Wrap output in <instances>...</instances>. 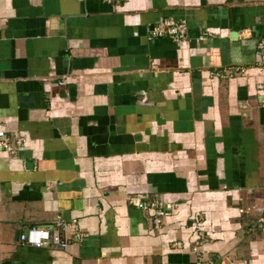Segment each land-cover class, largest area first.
I'll return each instance as SVG.
<instances>
[{
    "label": "crops",
    "instance_id": "0c3cea01",
    "mask_svg": "<svg viewBox=\"0 0 264 264\" xmlns=\"http://www.w3.org/2000/svg\"><path fill=\"white\" fill-rule=\"evenodd\" d=\"M263 42L264 0H0V264H264Z\"/></svg>",
    "mask_w": 264,
    "mask_h": 264
},
{
    "label": "built area",
    "instance_id": "2783aa9c",
    "mask_svg": "<svg viewBox=\"0 0 264 264\" xmlns=\"http://www.w3.org/2000/svg\"><path fill=\"white\" fill-rule=\"evenodd\" d=\"M106 2H120L122 0H104ZM187 36V29L184 22H176L173 20H164L161 21L157 26L148 30V39L153 40L157 38H168L172 40L174 43H182L185 41ZM262 55L260 59L259 66L262 68L264 66V42L261 45ZM228 72H225L227 74ZM234 73H243V70L234 69ZM225 74H216V76H220L221 78L225 77ZM260 90H264V83L258 87ZM23 144V139L17 137L14 141V145H10L5 137L4 131L2 129V123L0 121V151H3L7 154L13 156L17 149ZM163 204L159 201H154L152 203H144L141 204L145 211H152L153 214V222L155 229L159 230L161 225V211ZM63 229V222L57 220L55 225L51 229H45L40 227H31L26 229L20 235V242L23 245L31 246L35 248L42 247H55L59 249H66L67 243L61 239V230ZM198 238L203 240V235L201 233L198 234ZM203 241H200L202 243ZM197 248L194 249L196 251Z\"/></svg>",
    "mask_w": 264,
    "mask_h": 264
}]
</instances>
